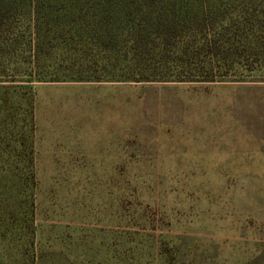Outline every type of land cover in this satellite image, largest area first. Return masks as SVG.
Wrapping results in <instances>:
<instances>
[{"label":"rangeland","instance_id":"1","mask_svg":"<svg viewBox=\"0 0 264 264\" xmlns=\"http://www.w3.org/2000/svg\"><path fill=\"white\" fill-rule=\"evenodd\" d=\"M171 1L0 0V264H264V71L126 78Z\"/></svg>","mask_w":264,"mask_h":264},{"label":"trees","instance_id":"2","mask_svg":"<svg viewBox=\"0 0 264 264\" xmlns=\"http://www.w3.org/2000/svg\"><path fill=\"white\" fill-rule=\"evenodd\" d=\"M42 2L32 0L37 20ZM154 12L152 41L174 49H145L152 65L131 69L127 79L216 81L246 68L264 71V0H172Z\"/></svg>","mask_w":264,"mask_h":264}]
</instances>
